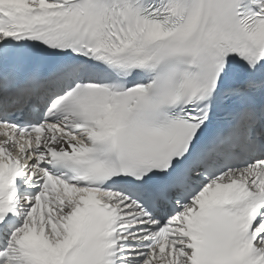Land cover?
I'll list each match as a JSON object with an SVG mask.
<instances>
[{
  "label": "snow or ice",
  "instance_id": "snow-or-ice-1",
  "mask_svg": "<svg viewBox=\"0 0 264 264\" xmlns=\"http://www.w3.org/2000/svg\"><path fill=\"white\" fill-rule=\"evenodd\" d=\"M0 264H264V0H0Z\"/></svg>",
  "mask_w": 264,
  "mask_h": 264
}]
</instances>
